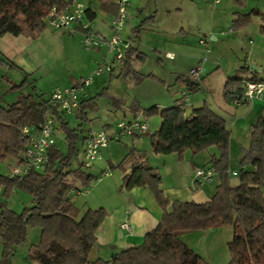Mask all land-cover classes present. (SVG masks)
<instances>
[{
    "label": "trees",
    "instance_id": "16d2710c",
    "mask_svg": "<svg viewBox=\"0 0 264 264\" xmlns=\"http://www.w3.org/2000/svg\"><path fill=\"white\" fill-rule=\"evenodd\" d=\"M73 1L0 0V36L24 33L35 37L45 29V19L52 7L68 9ZM244 1L232 0L238 5ZM96 9L114 15L117 6L114 0H88L85 17L91 21ZM235 16L230 23L232 30L248 26L253 17H258L261 21L259 31L264 34V12L252 8ZM141 28L142 24L132 29L133 40L120 59L121 74L134 76L136 82L155 78L153 74H141L132 68V58L142 59L144 56L135 41ZM246 72L251 75L242 77ZM110 74L114 76L113 70ZM244 78L264 81V65L261 73L243 66L227 78L223 97L228 104L241 95ZM176 80L182 81L189 93L198 89V84L183 77ZM26 83L23 80L11 88L20 89ZM102 94L103 91L89 99L80 98L74 115L75 127L70 126L66 115L56 105L49 104L43 94H36L34 87L32 92L21 93L15 102L0 107V160L21 157L26 148L21 129L37 125L47 115H54L56 130L63 131L68 144L66 153L61 152L56 142L48 148L49 161L43 170H32L24 176L0 173V190L4 197L13 190L31 197L30 206L19 212L0 201V264H11L9 257L25 241L29 227L39 229V240L29 247L28 253L31 261L38 264H210L182 242L179 234L220 226L232 228V237L227 243L230 257L226 264H264V115L251 125L248 147L243 149L240 169L233 175L237 181L232 183L228 173L230 132L225 119L208 104L186 113L184 97L176 99L170 107L142 109L146 118L160 117L158 129L149 134L152 150L154 153L176 152L180 155L185 149L195 154L215 146L219 155L210 159V168L219 179L215 192L205 203L173 201L169 204L160 189V174L139 154L141 158L124 173L120 188H148L162 208L160 220L145 234L141 243L122 249L109 260L88 259L96 243V232L107 212L103 207H97L87 208L79 214L71 194L78 190L74 180L88 186L96 178L86 172L87 168L78 157L80 144L83 146L87 136H83L87 131L85 124L91 122L88 112L96 109V98ZM132 153L133 150H129L123 160ZM73 160L77 162L74 167L71 165ZM117 166L122 167L123 162ZM169 205L170 209H167Z\"/></svg>",
    "mask_w": 264,
    "mask_h": 264
},
{
    "label": "crops",
    "instance_id": "0c3cea01",
    "mask_svg": "<svg viewBox=\"0 0 264 264\" xmlns=\"http://www.w3.org/2000/svg\"><path fill=\"white\" fill-rule=\"evenodd\" d=\"M97 12L98 11L96 10L95 17L91 21L89 19L88 20L91 22L93 27L92 29L95 30L98 37L101 39V43L98 47L92 48V51L88 49L86 51L87 53H83L82 56L84 57H80L78 55L79 49L77 44L80 42L81 35V32L78 31V29L77 32L72 35H69L62 30H53L45 27V29L35 37L28 36L24 33L19 35L4 34L0 36V107H6L18 99L19 95L23 92L22 89L25 88V86H23L22 89H12L11 87L12 85L18 84L23 80L27 81L26 86L30 88V92H32V87H34L35 93L37 94L36 90L37 86L39 85V80L43 78V73L39 75V72L44 69L46 73H48L49 70L52 71L56 66H58L61 61L66 63L67 58L71 59L70 56L72 53L76 55V59L73 62V68L76 69V67L80 64L84 69L82 72H80L81 75L77 76L74 74L73 69L69 70L70 67L68 69L64 68L66 71V77H68L67 82H64L62 86L56 88V90L73 85L79 78L88 75L99 61L100 58L97 59V57L103 55L104 58L102 60L106 58L107 61H110L112 54L109 52L105 41H107L112 34L109 27V19L111 15L101 11V14H103L105 19L101 17L99 22L95 25L94 19L98 16ZM256 19L259 18L253 17L251 22H256ZM260 25L261 21L260 23H256L259 33L258 39L260 40V46H255L254 48H250V50H245L244 52L241 51V53L245 55L244 60L240 58L238 59L240 62L237 65H234L233 63L230 64V69H234V72H232L231 76H233L237 70L243 66L252 69L251 65H254L255 68L252 69L253 71L257 73L262 72V65H264V34H261L259 31ZM249 26L250 25L245 26L242 29L246 28L244 30H248V28H250ZM122 28L121 36L123 38L125 37L124 39L128 38L129 36L132 38V29L134 27L128 28L126 25H124ZM212 34L210 35L211 38L216 40V36L214 33ZM77 35H79L78 43L77 40H75ZM125 41H129L131 43L130 40ZM250 41L251 40H248V43H250ZM239 44L240 43L238 42V46ZM137 48L138 51H140L138 43ZM241 49L243 48L241 47ZM241 53L238 58L242 57ZM120 68L121 63L115 62V66L112 68L114 76H112L110 73H104L106 74L105 77H101L99 81H93V83H90L82 91L80 98L82 100L89 99L99 93L95 92L94 94L89 87H95L97 84L100 85V83H107L106 86H102L103 88L101 90V92L103 91L102 96H106V98H103V100H106L104 106H101L96 100V110H91L88 112L91 122L88 123L89 126L86 127L87 131L83 133V136L93 130L92 128L99 129V127H101L100 129H105L107 133H112L116 126L112 127L111 123L106 121L110 116L112 119L117 118L116 121L120 119L131 120L135 118L145 120L149 125V132L130 136L122 135L119 139L113 140L115 143L112 145L108 143L105 148L101 149V158L96 161V164H94V162L89 167V169L93 168V171H89L88 173L96 177L89 184V187L86 188L84 186H79L80 183L78 181H73L78 190L73 191L71 194V199L73 195L77 196L72 201L78 208L79 214L87 208L94 209L97 207H103L107 212L103 222L97 230L98 232H96V243L89 253L88 259L90 260H95L98 258L109 260L111 257H113V255L117 254L122 249L141 243L145 234L154 229L160 220V215H162L163 212L162 208L158 205L157 201L148 188L134 187L130 190H123L120 188L121 179L124 173L129 171L132 165L141 158L139 154H142V158L145 159L147 163L154 167L160 174V189H162L163 195L168 199L169 204H171L173 201H193L196 203H205V201L208 202L215 192L216 185L218 184L219 179L217 173L215 172H213L210 179L206 181L200 180L193 174L197 168H209L211 166L210 159L213 156L217 157L219 155V151L215 146H210L207 149H203L202 151L195 154H193L190 149H185L180 155L176 152H171L168 154L154 153L152 150L149 134L158 129L160 117L155 115L150 118H146L144 115H142V109L152 106H157L160 108L170 107L173 105V103H175L176 99L181 98L183 94L186 93V113H188L194 107L208 104V106H210L213 111H215L224 119L225 117L229 119V117L233 116L235 118V122H232L233 128H236L238 123L242 121L243 124L249 125L250 132L251 125L260 115H264V101L260 99H253L242 105H232L231 102L228 104V102L225 101L223 97V87L227 78L231 76H225L226 79L222 84L221 97H214L210 94V92L207 94L202 93L201 95H192L191 97V93L187 91L182 81L176 80L178 77H182V74L178 71L175 72L177 77L174 79L176 80V83H179L177 86L178 89H176L173 94L169 93V95H164L161 98L155 96L152 92H147V96L133 95L126 97L125 92L121 91L120 87H123L125 84L126 86L140 84L144 80L139 82H136L135 78H130L127 80L130 75L129 77L122 75ZM191 68L193 67L191 66L189 70ZM217 69H219V65L214 66L213 71L207 76L202 75L197 79L190 78L188 76L189 74L187 73L183 75L185 76L183 79L188 80V82L198 84L197 92H199L200 89H202L206 84L210 90L211 80L213 79L214 81V77H216L217 73L219 72ZM13 70L18 71L20 75H23V77L20 79L16 74H11V71ZM250 75V72H246L242 77H249ZM119 81L121 83H119ZM113 83L118 84L115 87H119V90L113 91ZM237 108H241V110L242 108H245V110H237L236 112L235 110ZM117 114H119L121 118ZM74 115L75 112L66 115L67 120H69V116H73L74 118ZM101 117L104 121L101 120ZM226 119L225 124L227 122ZM229 120L232 121L231 118ZM230 144L231 139L229 140L228 167V173L231 178L233 176L232 172L235 171L237 173L239 171L238 168L240 167L235 168L233 166V159H231L232 146ZM247 147V144L242 146L239 149L237 156H235V162L238 163V165L240 158L243 155V149ZM82 148L80 158L82 156ZM129 150H133L131 158L129 157L123 160ZM106 156L109 159L113 158V162H110L111 164L124 161L123 166L120 167L121 170L114 171L113 174H110L109 171L106 170V166L108 164V162L105 160L107 158H104ZM98 171L101 173L104 172V177L99 176V174H95V172L97 173ZM0 191L2 192V190ZM14 193L16 194L17 190H13L11 194ZM17 196H19V202L17 201L15 204H11L10 201L7 204V208L16 211L18 207L21 209V207L23 208L28 205L30 206V195L20 192L17 193ZM167 209H170V205L167 207ZM123 221L128 222L129 230L120 228V223ZM204 231L206 230L184 232L179 234V237L181 238L182 242H185L199 255L201 253L205 254L208 252L195 250L192 246L195 245L194 243H196V241L200 242L202 240L203 235L201 234ZM209 242L210 244L213 243L212 239L209 240ZM211 246L212 245H209V247ZM214 247L217 248L219 253L221 249L226 247V245L223 244L222 246V244L219 243L214 244Z\"/></svg>",
    "mask_w": 264,
    "mask_h": 264
},
{
    "label": "rangeland",
    "instance_id": "374dc122",
    "mask_svg": "<svg viewBox=\"0 0 264 264\" xmlns=\"http://www.w3.org/2000/svg\"><path fill=\"white\" fill-rule=\"evenodd\" d=\"M81 1L85 5L88 3V0ZM252 8L264 11V0H245L243 4L239 5L238 3L232 2V0H220L217 4L212 0H130V7L127 9V20L125 25L128 28H131L142 24V28L139 30L138 37L135 41L138 43V47L144 55L142 59L132 58V68L141 74H153L155 78H145L140 84L127 86L125 84L123 87H120V90L125 92L126 97L133 95L147 96V92H152L155 96L162 98L164 95H169V93L173 94L174 91L178 89L177 86L179 83H176V80H174L177 77V74L175 73L176 71L180 72L182 77H185L183 75L189 72L188 70L191 66L196 67L199 63H202L201 65L203 66V71L201 76H207L213 71V67L216 65H219V69H217L219 72L216 77H214V81L213 79L211 80L210 90L206 84V87L204 86L199 92H191V97L192 95H201L202 93L207 94L208 92H210V94L214 97H221L222 84L226 79L225 76H231L232 72H234V69H230V64L233 63L234 65H237L240 62L238 60L240 58L244 60L245 55H243L241 51L244 52L245 50H250V48L252 49L255 46H260V40L258 39L259 33L256 26V23H260L259 19H256V22H251L252 24H249L250 28H248V30H244L246 28L242 29L239 27L235 31L228 32V29L231 27V21L234 17H236L235 14L246 13ZM96 10L98 11V16L94 19L95 25L99 22L101 17L105 19L103 14H101V11L98 9ZM150 16L153 17L150 18ZM212 33L216 36V40L211 38L210 35ZM78 37L79 35L75 37L77 43ZM121 38L122 40L132 41L133 33L132 38L131 36L126 39L122 36ZM81 39L82 35H80V42L77 44L79 49L78 55L80 57H84L82 54L87 53L86 51L88 49L83 47ZM199 39L204 40V43H200ZM248 40H251L250 43H248ZM238 42L240 43L239 46ZM241 47L243 49H241ZM89 49L91 51L93 50L92 48ZM166 52L174 53V58L171 60L167 59L165 56ZM240 53L242 57L238 58ZM70 57L71 59L67 58L66 63L61 61L58 66H56L52 71L49 70L48 73H46L44 69L39 72V75L43 73V78L39 80V85L36 90L37 94L43 93L44 96H47L50 93H53L56 88L61 87L64 82L66 83L68 77H66V71L64 68L68 69L70 67L69 70L73 69L75 75H81L80 72H82L84 68L80 64L76 67V69L73 68V62L76 59V55L72 53ZM98 58H100L99 61H102L104 57L101 55L100 57H97V59ZM91 73L92 71L84 77L89 76ZM11 74H16L20 79L23 77L22 74L20 75L19 72L15 70L11 71ZM105 76L106 74L93 76L91 83H93V81H99L101 77ZM130 78L134 79V76L130 75L127 80ZM120 81L119 83H121ZM106 84L107 83H100V85L97 84L95 87L89 88L94 94L95 92L100 93L103 88L102 86H106ZM117 85V83H113V91L119 90V87H115ZM22 88L23 87H21V89ZM22 91V93L26 95V93L31 90L25 85V88H23ZM103 98H106V96H98L96 98L101 106H104L106 101L103 100ZM237 110L244 111L245 108H242V110L241 108H237L235 111L237 112ZM119 114L117 115L120 116ZM226 118L227 117H225V119ZM230 118L232 121L229 120ZM116 119L117 118L112 119L110 116L106 121L110 122L112 127H115L116 122L118 121H116ZM229 119H226L227 122L225 125L230 131V145L232 146L231 159H233V166L238 168L240 165L235 162V156H237L239 149L242 146L248 144L249 125L243 124V122L240 121L237 127L233 128L232 122H235V118L231 116ZM101 120H103L102 117ZM69 123L71 127L76 126V121L73 116H69ZM87 126H89L88 123L85 124V127ZM100 128L101 127H99V129ZM92 129L94 131L99 130L95 128ZM64 136L63 131L56 130V145L60 148L61 152L66 153L68 152V144L65 141ZM109 143L112 145L115 142L111 140ZM81 148L82 146L80 144V149ZM129 157L131 158V155H129L128 158ZM78 158L80 159V155ZM104 158H107L105 159L108 162L106 170H108L110 174H113L114 171L121 170L120 167L117 166L119 162L111 164L110 162H113V158L109 159L107 156ZM14 161L15 160L12 157L0 160V173L8 175L9 164ZM76 164V160H73L71 165L74 167ZM89 171H93V168H88L86 172ZM95 174H99V176L104 177V172L101 173L98 171L97 173L95 172ZM230 181L235 183L237 179L232 176ZM79 186L84 185L80 184ZM84 187L87 188L89 185ZM20 192V190H17V193ZM0 193V201H3L6 206H8L7 204L10 201L11 204H15L20 200L17 193L10 194L8 197H4L1 191ZM75 197L77 196L73 195L72 200H74ZM17 210L21 211L22 207L21 209L18 207ZM201 235H203L202 240L200 242L196 241V243H194L195 245H192L193 248L195 250H200L201 252H208L205 254L201 253L200 255H202V257L210 264H226L230 257L226 243L229 242L232 237V228L229 226L209 228ZM211 239L213 243L210 244L209 240ZM38 240L39 229L29 227L27 229L25 241L18 245L14 253L10 255V263L34 264V261H31L28 257V253L29 247L36 244ZM219 243H221L222 246L223 244L226 245V247L221 249L218 253L214 244ZM209 245L212 246L209 247ZM1 251L2 244L0 242V255Z\"/></svg>",
    "mask_w": 264,
    "mask_h": 264
},
{
    "label": "built area",
    "instance_id": "2783aa9c",
    "mask_svg": "<svg viewBox=\"0 0 264 264\" xmlns=\"http://www.w3.org/2000/svg\"><path fill=\"white\" fill-rule=\"evenodd\" d=\"M219 3L220 0H212ZM117 6L116 14L111 15L109 19V27L111 29L110 38L105 41L109 52L112 54L110 61L106 58L98 61L87 77L79 78L75 84L58 89L45 97L49 104L56 105L65 115L75 112L78 108L82 91L91 83L93 76L110 73L115 66V62H120L124 51L129 47L130 42L122 40V27L126 24L127 9L130 6V0H114ZM86 5L79 0L73 1L68 9H56L52 7L46 16L45 25L49 29L62 30L72 35L78 31L81 32V43L84 48H95L101 43L91 22L85 17ZM77 25V26H76ZM77 27V28H76ZM232 29L229 28L228 32ZM204 43V40H200ZM165 56L169 59L174 57L173 53L167 52ZM202 63L189 70V77L197 79L203 71ZM242 93L240 96L231 100L232 105H242L253 99L264 101V81L251 80L244 78L241 85ZM186 101V93L183 94ZM57 120L54 115H47L41 122L34 126H25L21 129V133L26 139V148L21 157L15 158L14 162L9 164V174L11 176H24L32 170H43L48 164V148L55 142ZM149 132V125L145 120L138 118L126 120L120 119L116 122L115 130L107 133L105 129L91 130L83 143L81 161L85 168H89L94 162L101 158V149L105 148L109 141L117 140L122 135H134ZM195 177L202 181L210 179L213 174L212 168H197L193 173ZM233 175L237 173L232 172ZM120 228L129 230L127 221L120 223Z\"/></svg>",
    "mask_w": 264,
    "mask_h": 264
},
{
    "label": "water",
    "instance_id": "95a60500",
    "mask_svg": "<svg viewBox=\"0 0 264 264\" xmlns=\"http://www.w3.org/2000/svg\"><path fill=\"white\" fill-rule=\"evenodd\" d=\"M251 68L254 69L255 66L254 65H251ZM34 264H38L36 261H34Z\"/></svg>",
    "mask_w": 264,
    "mask_h": 264
}]
</instances>
